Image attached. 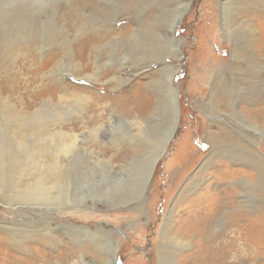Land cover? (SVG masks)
I'll return each instance as SVG.
<instances>
[{"label":"rangeland","instance_id":"374dc122","mask_svg":"<svg viewBox=\"0 0 264 264\" xmlns=\"http://www.w3.org/2000/svg\"><path fill=\"white\" fill-rule=\"evenodd\" d=\"M158 1L161 0H0V111L9 108L21 112L22 109L35 111L42 101L50 99L53 109L70 112V106L65 103L67 100H60L65 88L89 94L94 90L93 93L98 91L106 99L99 107L95 102L96 109L89 113L93 114L88 115L87 124L91 127L104 124L109 130L101 134V139L106 142L101 146L93 141L94 137L79 136V144L87 150L64 162L61 171L71 179L65 194L69 206L50 211L24 201L15 205L0 202V264L32 262L19 252L16 241L7 237L5 227L11 224L17 227L21 221L43 217L51 225H43L49 227L42 228L43 231L52 233L57 244L44 246L36 239L27 243L31 249H42L43 263L71 262L78 249L74 241L76 235L82 234L85 247L95 249L94 237L84 232V228L90 231L102 228L106 233L101 236L103 240L111 238L118 244L116 264H264V223L260 221L264 219V176L251 161L254 154L264 156V130L255 128L260 123L253 115L263 101L257 100L255 94L258 88L264 87V81L260 84L261 80L247 77L250 69L245 62H234V46L238 41L244 45V39L243 42L242 39L236 41L234 35L224 32L221 0H182L190 3L176 31L183 44L182 56L179 59L168 56L170 62L179 64L175 82L179 86L180 122L154 169L145 195L140 196L132 189L131 183L125 182L130 177L129 171L119 172V179L112 171V167L117 169L123 164L122 158L112 155L113 141L119 140V145L126 147L130 139L128 131L135 129L128 118L147 114L133 111L134 99L128 109L121 104L116 107L110 99L118 95L119 103L124 98L132 99L140 86L145 87L153 76L150 72L160 67L159 61L151 60L142 52L137 53L138 46L127 40L136 19L159 9ZM234 1L237 4L242 0ZM241 3V9L238 6L237 12L231 14L239 20L240 14L244 15L246 11L256 10L261 14L263 10L249 0ZM167 7L169 11L174 8L173 4ZM261 17L258 22L253 20L259 28L264 25V16ZM111 18L115 19L112 24L115 32L119 33L125 25L130 30L125 32L124 39L113 44L112 56L116 63L105 64L100 80L92 81L86 76L96 67L94 54H85L79 65L82 73H78L76 63L79 59L64 56L61 47L64 43H74L72 35L76 28L84 29L86 22L88 28L83 37L110 26ZM90 23L92 27H89ZM61 28L67 30L69 40L63 41V36L58 41L50 39V31L54 29L58 34ZM241 28L235 24V34ZM3 39L7 40L5 45H13L11 52L4 51ZM259 50L264 53V42ZM232 62L238 65L234 70L230 66ZM117 63L124 65L113 72L111 66ZM232 71L241 74V78H248L245 80L248 92L237 93L233 105L225 107L233 108L223 110L219 103L216 106L212 82L217 73L225 75L230 82ZM117 72L122 77L119 80L114 79ZM79 74L81 77L77 76ZM157 87L158 84L151 88L147 85L144 95L152 101L150 92L157 91ZM244 103L246 113L251 115L248 126L239 125L235 113L241 112ZM44 110L49 108L46 106ZM154 119L160 120L157 116ZM79 124H75V131L86 133L87 129L82 130ZM159 126L154 128L155 136L162 134ZM1 129L10 146L14 145L8 129ZM220 130L235 139L228 153L224 150L218 153L214 133ZM107 147L108 152H103ZM235 153H244V159H247L240 163L231 156ZM243 180L248 182L247 188ZM257 183L261 185L258 187ZM209 193L211 197L207 196ZM27 225L29 232L34 226ZM243 226L248 228L247 232ZM243 234L252 241L249 245H244ZM11 236L18 238L17 235ZM37 263L41 262L37 260Z\"/></svg>","mask_w":264,"mask_h":264},{"label":"bare ground","instance_id":"6f19581e","mask_svg":"<svg viewBox=\"0 0 264 264\" xmlns=\"http://www.w3.org/2000/svg\"><path fill=\"white\" fill-rule=\"evenodd\" d=\"M221 1V18L224 32L230 36L234 35L236 38L234 39L236 41L242 39L243 42L244 39L245 42H243L244 45L239 44V41L236 42L233 50V55L235 58L234 62L236 63L238 60L245 62V64H247L250 69V71L248 70L249 73L247 77L261 80L260 84H262L264 81V74L262 73V67H264L262 58H264V53H259V51H261L259 49L262 48L264 42V25H262V28L260 25L259 28L258 26H255L254 21L258 22L261 16L263 19L264 0H249V2H254V4L258 5V7L262 8L263 10L261 14H259L260 12L258 13L256 10L246 11L244 15L240 14L241 20L231 16V14L232 11L233 13L237 12L238 6L243 4L241 3L243 0L237 4L234 0ZM158 2L159 9L148 13L144 17L136 19L134 30L131 35H128L129 37L127 39L130 41L129 44L138 46L137 53L138 51L142 52L151 60L160 62V67L157 70L154 71L153 69V71L150 72L153 76H151L149 81L146 83V86L149 85L150 88L151 86L158 84L157 91L150 92L152 101L150 98L144 95L146 86H140V90L136 92L132 99L124 98L121 103H119V95L110 99L112 100V104L116 105V107L119 108V104H121L126 109L130 107L129 104L134 99L135 106L133 111H137L138 114H147L146 116H136L133 118L131 117V119L128 118L130 124L135 129H130V132L128 131L130 139L126 143V147L119 145V140H115L113 141L114 143H112L110 148L113 151V157L122 158L123 160V164L117 169L112 167L113 173L115 172L119 179V172L122 173L129 171L128 173L130 174V177L127 178L125 182L131 183L132 189H134L135 192H137L140 196L145 195L150 178L155 169V164L166 152L167 147L175 135L180 122L178 118L180 113L179 86L175 82V76L178 72L179 64L176 65L175 63L170 62L168 56H172L176 59H179L182 56L183 44L180 38L176 36V31L178 25H181L183 22L185 12L190 7V3L184 2L182 0H168L169 3H167L165 0ZM170 3L173 4L174 8L173 10L169 11L167 6L171 5ZM239 9H241V6ZM111 19V24L107 28H101L91 36L83 37L85 32H87L86 29L88 28V25L86 26V22L84 26L85 31H83L84 29L82 27H78L76 28V32L72 35L74 38V43H64L61 47L64 56L71 58L76 57L79 59V63H76V65H78L76 67L78 68V73H82L80 66L81 62L85 58V54L87 52H90V55L94 54L93 60L96 67L94 68L93 73H89L86 76L92 81L97 82L100 80L102 71L105 68V64L108 62L116 63L113 61L114 56H112L114 53L113 44L118 43L121 39H124L122 37H125V32H129L130 30L129 27L125 25L123 28H121L119 33H117V31L115 32V29L113 30L112 27L113 21L115 19ZM235 24L242 27L237 34H235L237 31L235 32V30H233ZM89 25H91L89 27H92L91 23ZM60 31L61 32L57 34L54 29L51 30L50 39H55V41H58L59 38L63 36V41H68L69 39L67 30L61 28ZM81 37H83V39L79 41V38ZM5 41L7 40L3 39L2 44L4 51L11 52L13 45L11 47L10 43H6L7 45H5ZM73 45H75V47H73ZM13 55H15V53H13ZM117 60V62H119V59ZM234 62H232L230 65L233 70L235 67H238V65L234 64ZM122 65L124 64L119 65V63H117L113 65V67L111 66V70L115 72L117 69L118 71ZM253 67L255 69H253ZM231 73H233V77L230 82L225 75H221L219 73L216 74L212 82V94L215 97L216 106L219 103L223 110L227 109L225 108L227 105H233L234 99L237 98V93L242 90L248 92V90H246L247 82L245 81L248 80V78H241L242 75H236L234 71ZM117 74L115 73L114 79L119 80V78H122L119 74ZM77 76L81 77L80 74ZM156 77L159 78L158 81L155 80ZM260 84H258V87H260ZM248 85L251 84L249 83ZM69 91V89L65 88V90H63L60 94V100H67L65 103L70 106V112L53 109L50 107L52 103L50 99L42 101L41 106L35 111L22 109L21 112L14 108L5 109L4 112L0 111V202L3 204L15 205L19 201H24L29 205H38L42 210L45 209L50 211H57L63 206H69L70 201L67 199V197H65V194H67L66 192L68 191V187H70L71 179L67 173L61 171V168L68 158L70 159L83 150H87V148H84L81 144H79V136L83 135L85 138L94 137L93 141H95L99 146H101V144H106L105 140L101 139V134L104 133L105 130H108L107 126L104 124H99L91 127L87 124L88 120L90 119L88 115L93 114L89 113L96 109L95 102L99 107L101 102L106 98L102 97V94L97 93L98 91L93 93L92 91L94 90L90 92L91 94L87 92H80L75 89L70 92ZM250 91L252 92L251 89ZM232 95H234V97ZM255 96H257L256 99L259 101L263 99L258 109L253 111V115L260 123L259 126L256 125L255 128H261L264 130V87L258 88L257 94H255ZM4 104L5 103L2 105ZM46 106L49 108V110H44L46 109ZM230 108L233 107L231 106ZM114 111L115 110H112V112ZM112 112H109L108 114L113 117ZM235 113L239 120V125L248 126L250 124V120L248 118L251 115L246 113L245 103L242 105L241 112L236 111ZM155 116L160 119L158 122L155 121ZM117 117L119 118V116ZM165 118L167 119L165 120ZM156 122L157 124H155ZM76 123H80L79 128L82 130L87 129V132L85 133L83 131L81 134L77 133L75 131L76 129L74 128ZM157 125H160V129L162 128L160 130L162 133H160L161 136H155L154 128L157 127ZM2 127L3 129H8L10 132V139L15 143L14 145L10 146V141L5 138V136H3V130L1 129ZM214 134L216 136L215 143L217 145L218 153H221L223 150L224 152H227L229 149L233 148L231 146L235 144V139L230 138L226 131L220 130ZM243 134L244 133H241V135ZM107 136L109 137L110 135ZM46 141H50L51 144L46 143ZM102 151L105 153L108 152V147ZM243 154L235 153L231 156H234L233 158L239 160L240 162L247 159H244L246 156H243ZM253 157V160H251V158L249 160L257 165L259 173L264 176V156L262 155L261 157H258L254 154ZM243 183L244 187L247 188L248 182L243 180ZM256 185L258 186L261 184L257 183ZM258 190L260 189L258 188ZM207 196L211 197L212 195L209 193ZM15 197H19L21 199ZM208 214L209 213H207L205 217ZM260 221L262 224L264 223V219H261ZM21 223L22 224L17 227H14V224L6 227L4 225L3 227L6 228L4 229L7 237L16 241V245L20 247L19 252L23 253L29 262L32 261L36 264V261L39 260V262H41L40 264H48L46 262L43 263L45 258L42 254V249L40 248L39 251L36 249H31L27 243L32 239H36L39 244L44 246L46 245L53 247V245L57 244V240L52 233L43 231V229L51 227L50 221L43 217L33 221H21ZM28 223H31V225L34 226L29 232L27 230ZM45 224H47L49 227L43 226ZM247 225L246 223L244 224L246 227ZM244 226L243 229H246ZM261 226L262 225H260V229ZM39 228L41 229L39 230ZM240 228H242V226ZM247 231L248 228L246 229V232ZM84 232L88 233V235H91V237H94L93 239H95V249L90 250L85 247V238L81 236L82 234L76 235V240L74 241L77 244L78 249L76 251L77 253L72 255V257L74 256V261L72 260L69 263L59 261L57 264H94V262L95 264H116L118 244L110 240L111 238L108 239V241L103 240L102 237H104L106 233L104 234L102 228L94 231L84 228ZM170 233L171 232L169 231L168 234ZM11 235H17L18 238L12 237ZM242 240L244 245H249V243L252 242L247 239L244 234L242 235ZM260 242L262 241L260 240ZM188 245L190 244L188 243ZM96 260H100V262ZM32 262L23 264H34Z\"/></svg>","mask_w":264,"mask_h":264},{"label":"water","instance_id":"95a60500","mask_svg":"<svg viewBox=\"0 0 264 264\" xmlns=\"http://www.w3.org/2000/svg\"><path fill=\"white\" fill-rule=\"evenodd\" d=\"M179 115H180V113H179ZM179 115H178V118H179V120H180ZM161 159H162V158H160L159 160H161ZM159 160L156 162L155 167H156L157 163L159 162ZM155 167H154V168H155Z\"/></svg>","mask_w":264,"mask_h":264}]
</instances>
